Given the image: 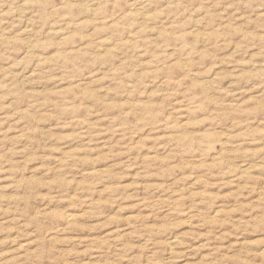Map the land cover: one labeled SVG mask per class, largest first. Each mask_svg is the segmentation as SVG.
Here are the masks:
<instances>
[{
  "label": "rangeland",
  "instance_id": "374dc122",
  "mask_svg": "<svg viewBox=\"0 0 264 264\" xmlns=\"http://www.w3.org/2000/svg\"><path fill=\"white\" fill-rule=\"evenodd\" d=\"M0 264H264V0H0Z\"/></svg>",
  "mask_w": 264,
  "mask_h": 264
},
{
  "label": "bare ground",
  "instance_id": "6f19581e",
  "mask_svg": "<svg viewBox=\"0 0 264 264\" xmlns=\"http://www.w3.org/2000/svg\"><path fill=\"white\" fill-rule=\"evenodd\" d=\"M133 5V4H132Z\"/></svg>",
  "mask_w": 264,
  "mask_h": 264
}]
</instances>
